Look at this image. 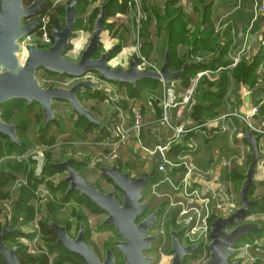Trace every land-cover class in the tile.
I'll return each mask as SVG.
<instances>
[{
  "label": "water",
  "instance_id": "obj_1",
  "mask_svg": "<svg viewBox=\"0 0 264 264\" xmlns=\"http://www.w3.org/2000/svg\"><path fill=\"white\" fill-rule=\"evenodd\" d=\"M79 2L80 0H71L65 6L66 14L62 29L56 26L51 28L53 43L49 46H38L36 43H23L22 39L38 28V14L46 0H33L27 5L24 4V0H0V107L17 99L24 100L30 105L36 102L41 106L43 126H46L49 122L59 119L54 109L55 101L64 100L73 113L85 117L90 123L100 128L109 129L107 121L97 116L79 98V93L85 89L103 92L107 90L93 80L83 79V76L89 72H95L107 82L131 85H136L138 81L144 79H153L170 88H175L188 66L197 62L187 57L181 69L172 70L169 66V34L165 41L163 61L157 70L141 68L139 65L143 39L139 41L140 49H135L128 55L125 65L110 63L120 49V41L100 51L99 57H96L102 45V33L105 31L106 2L99 8L93 31L79 59L76 61L70 58L66 53L75 36L76 9ZM40 69L78 80L70 87L54 84L45 86L37 75ZM17 126V124L6 122L0 110V134L19 144ZM243 136L250 144L252 152L247 170L242 173L245 179L239 190L240 205L229 213L224 199H221L220 212L210 225L209 243L206 246L208 258L202 264H241L238 260L232 261L238 241L250 231L262 228L260 221L246 220L249 217L250 208L261 202L260 198H250V191L255 183L257 163L261 157L258 147L259 135L253 134L245 127ZM162 155L158 150L150 154L148 159L151 161V169L134 179H131L130 172H120L115 164L110 167H100L99 170L121 189V202L112 191L102 192L98 186L89 183L77 171L76 164L81 161L80 157L68 154L63 161L49 163L54 169L66 171L63 180L68 183L67 194L79 192L81 196L88 197L90 202L106 213V217L99 226L113 227L122 238L121 241H115L114 245L123 254L125 264H154L155 258L145 255V252L152 249L158 242V235L153 233V230L162 207L158 206L146 215L150 205L148 201L143 200V192L148 181L156 176ZM1 223L0 255L7 264H21L17 256L20 246L9 247L4 242L6 236L20 230L19 225L10 229L5 219ZM48 225L57 236L54 246L63 247L80 256L87 264L116 263L114 251L109 247L106 248L104 261L100 260L95 250L85 240L86 226L83 221L76 237L69 235L65 225L53 220H49ZM168 233L169 253L172 257L170 264H183L184 260L202 245L201 242L183 245L180 240L181 229H176L173 225L169 226Z\"/></svg>",
  "mask_w": 264,
  "mask_h": 264
},
{
  "label": "built area",
  "instance_id": "obj_2",
  "mask_svg": "<svg viewBox=\"0 0 264 264\" xmlns=\"http://www.w3.org/2000/svg\"><path fill=\"white\" fill-rule=\"evenodd\" d=\"M130 3L139 42L146 12L142 0H131ZM251 11L252 24L259 18H264V0H252ZM38 21V28L25 35L22 42L49 46L53 43L49 28L50 19L44 15L38 18ZM217 29L221 32L224 29L223 25L218 26ZM247 39L248 37L245 38L244 43ZM247 52L244 44L230 55V62L227 65L197 71L183 89L178 90L177 85L175 88H170L161 83L158 96L149 92L146 94L144 106L138 100L130 99L124 88L101 79L95 72L83 76V79L93 80L107 90L106 101L111 105L113 114L109 134L102 142L95 141L90 144L95 151L98 146L103 148L90 158L91 162L113 165L120 158L121 149L131 141L136 142L135 151L141 160L150 161L148 156L156 153L157 150L163 154L162 161L157 166L158 179L150 187L152 195L162 207L153 230V233L159 237L160 246L166 243L167 238L170 239L168 226L170 222H174L173 226L181 229L180 240L188 242L181 241L182 244L201 242V246L206 248L209 243L211 222L222 207L221 199H224L229 213L236 208L235 184L232 179L223 176V171L227 170L230 173L234 165L242 166L244 156L231 155L225 149H221L212 154L210 163L205 167L198 165L195 158L205 147V140L214 139L223 133H227L229 139L233 141V136L242 137L244 128L247 127L250 132L264 136V123H259L256 119L259 116V107H252L246 113L232 109L201 121L194 119L193 111L198 103L200 87L217 83L222 72L234 69ZM210 58L209 55L198 54L193 60L202 62L211 60ZM139 65L152 70L160 67V64L142 53H140ZM56 77L58 80L50 82L51 79L47 78L44 83L70 87L78 80L67 75L56 74ZM156 105L160 110L159 116L156 115ZM152 113L155 115L153 120H151ZM235 120L239 125L235 124ZM183 141H186V144L180 148L178 145ZM76 154L81 157L88 155L85 152ZM34 160L38 161L34 178L37 182L36 189L46 196L41 199L37 196L36 202L32 205L35 215L31 221L22 226V230L33 236L31 240L25 241V246L30 252L47 254V247L42 245L43 233L39 226L44 214H40L38 209L45 208L54 196L53 190L49 187L50 182H53L54 188L59 181L58 179L49 181L42 174L44 156L41 153ZM257 166L264 181V159L259 160ZM21 183L26 184L25 178L18 176L14 187L20 186ZM16 198L15 194L6 201L0 198V221L5 219L7 225L12 221ZM50 264H55L52 259Z\"/></svg>",
  "mask_w": 264,
  "mask_h": 264
},
{
  "label": "crops",
  "instance_id": "obj_3",
  "mask_svg": "<svg viewBox=\"0 0 264 264\" xmlns=\"http://www.w3.org/2000/svg\"><path fill=\"white\" fill-rule=\"evenodd\" d=\"M57 1L59 0H56V2ZM61 1L62 0H60L59 2ZM102 1L104 2L107 0H102ZM171 1L172 0H142L146 12L150 15V23L148 25V32L152 34L150 43L152 44L151 45L152 47L155 46L156 48L160 49L159 53L162 55V60L160 59V55L157 52H154L153 50H151L149 57H151V59L153 60H158V62L160 61V64H162L164 51H165V41L168 35L166 27L168 25L167 23H169V20L172 17L181 18V22L184 24L186 32H188L187 35L188 38L191 37L192 34L197 33V36L193 43L195 45L197 43L196 47L198 46L197 48L198 54L209 55L211 57L210 58L211 60H215V61L220 60L224 65L225 64L227 65V63L230 62L229 61L230 55H232L234 51H236L238 48L243 47L245 44L248 52L246 53L244 59H242L241 62L246 64V66L249 69L251 68L252 63H256L255 81H253L252 79H250L247 82L241 81L242 77H237L235 73L236 70L234 71V69L238 66L237 65L234 69L224 70L220 75V78L217 81V83L202 85L198 92V102H199V98L204 92L208 91L213 94H217L220 92L221 85L225 84V88H226L225 95L222 98L221 101L222 103L220 107L216 109L217 115L222 113H227L232 109H237L242 113H246L250 110V108L258 106L259 116H257L256 119L259 123H264V18H259L257 21H255L254 24H252V20H253V14L251 11L252 0H176L177 2L173 6L175 8L174 14L172 16L167 15L165 18L164 10L166 8V5ZM98 3H100L99 0H95V2L94 1L90 2L87 13L92 12L93 9L96 8V5ZM188 5L192 6L189 11L186 8ZM126 17H128V15L125 14L121 15L117 13L116 22L124 23V25L121 27L123 28V33L130 34L134 27L131 24L132 22L130 23L129 20L127 22V20L124 19ZM129 18L131 20V15L129 16ZM128 23L130 24L128 25ZM220 25H223L224 28L223 30H221V32H219L217 29V27ZM246 37H248V39L247 42L244 43ZM118 39L123 40L124 37L122 35H119ZM118 39L114 41L118 42L119 41ZM188 48L189 47L186 45V42L182 41L177 43V49L180 55L182 54L187 55L189 52ZM118 63L119 62H116V65H118ZM224 65L221 64V66ZM238 78H240V80H238ZM258 81L263 82V85L261 84L260 86L257 85ZM116 84L124 88L126 92L125 86L120 85V83H115V85ZM85 90L81 91L79 95H81ZM159 90H160V86L159 89L152 90L149 93H154L156 96H158ZM100 92L103 93L104 96L103 99L102 100L93 99V100L96 103L97 101H101L100 103L106 108L107 118L102 117L101 119L107 121L109 129H107L108 133L106 135H101L100 133H98V130L97 131L93 130L94 136L91 140H93L94 142L96 138L102 141L103 138L109 134L110 126L113 118L112 107L106 101V94L103 91ZM145 96L143 98V94H142L141 97H129V98L135 101L138 100L140 104L143 105L145 104L144 102L146 100ZM94 101H92L91 105L87 104L88 108L91 109L93 112L95 111L94 109H96V104L94 103ZM205 104L207 103L205 102ZM67 107H69L70 109V106ZM155 108H156V115L159 116L160 115L159 107L156 105ZM73 114L76 115V113ZM154 117L155 115L152 113L151 120H153ZM195 120H197V118ZM198 121H201V119ZM235 124L239 125L237 120H235ZM101 129H106V128H101ZM233 139L234 140L231 141L228 137V134L223 133L215 137L214 139L212 138L205 140V147L200 151L201 153L195 158L196 163L202 167H205L208 165V163H210L212 154L215 151H220L221 149H225L226 152H228L231 155L242 154L244 156V161L242 166L234 165L230 173H228L227 170H224L223 176L232 179L234 172L235 174L242 175V173L247 170V167L250 163L249 155H251L252 149L250 144L244 138V136L237 137L234 135ZM185 144L186 141H183L178 146H180L181 148ZM258 147L261 155L260 160L264 159V136H259ZM102 149L103 148L101 146H98L96 151L94 149L93 153L86 152L88 153V155L83 156L81 159H83V161H86L87 165L88 163L94 164L93 162H91L90 159L92 158V154L94 157L96 155V152ZM135 149H136L135 141H131L126 147L121 149L120 158L116 163H114L115 165H117L119 170L123 168L125 169V171H128L131 174L137 175L147 172L151 169V161L141 160L138 157V154L135 151ZM70 154H72L74 157H77L76 152L75 153L70 152ZM54 162H58V161H54ZM94 165H95L94 168L98 169L96 171H100L99 169L102 166L110 167L108 164H103V163H96ZM87 168L85 169L87 170ZM81 175L84 176V174L82 173ZM102 176H106V175L102 173ZM102 176L101 175L98 176L97 180L94 179L90 180L86 176H84V178L89 183L94 184L99 188V184H102L101 183L102 179L100 178ZM255 181L264 182L260 177L258 166L255 175ZM155 206L156 205H154V208ZM105 217H106V213H105ZM92 238L94 239V237Z\"/></svg>",
  "mask_w": 264,
  "mask_h": 264
},
{
  "label": "trees",
  "instance_id": "obj_4",
  "mask_svg": "<svg viewBox=\"0 0 264 264\" xmlns=\"http://www.w3.org/2000/svg\"><path fill=\"white\" fill-rule=\"evenodd\" d=\"M33 0H24L25 4H30ZM71 0H68L66 4H68ZM107 3L106 6V10H105V14H104V24H105V30L113 27L114 24H110L109 26L106 24V21L118 14H126L129 10H130V5H131V0H108V1H104L103 3ZM176 0H172L170 3H168L166 5V8L164 10V16L166 18V16H172L174 14V4L176 3ZM66 4L63 3H59V2H55L52 0H46V3L42 6L39 14H38V18L47 15L50 19V24H49V28H52L54 26L58 27L59 29H62L64 26V19H65V6ZM90 5V1L89 0H80L77 9H76V16H77V21L75 24L74 29L76 30L79 27V22H81V20L79 19V16L82 12V15H86L87 16V11H88V6ZM101 6V5H100ZM132 7V5H131ZM144 7V5H143ZM179 10V9H178ZM97 11V12H96ZM99 8L95 9L94 13L96 12V15L98 14ZM144 11L146 12L145 8ZM159 16V15H158ZM96 17V16H95ZM150 23V15L146 12V19L143 22V26H142V30H143V38H144V44L142 47V54L144 56H146L147 58L151 59V57H149V54L152 50V44L150 43V40L152 38V34L148 32V25ZM167 27L166 30L170 36V41H169V46H170V61H169V66L172 70L176 71L182 68V66L184 65V63L186 62L187 57H191L192 60L193 58H195L196 55H198V46L196 47V45L193 43L197 33H194L191 35V37L188 38V32H186V29L184 27V24L181 22V18L180 17H172L169 20V23H167ZM117 33V30H116ZM190 33V32H189ZM117 36L118 39V35H122L124 36L125 34L123 32H120L119 34H115ZM186 42V45L189 47V52L187 55L182 54L180 55L178 50H177V43L178 42ZM100 50H102V47H100ZM118 52H116L117 54ZM115 54V55H116ZM114 55V56H115ZM244 59V57H243ZM153 60V59H152ZM155 62H157L158 64H160V61L158 62L157 60H154ZM195 61V60H194ZM224 65L220 60L215 61V60H206V61H202V62H196L195 64H190L188 66V68L184 71V73L182 74L179 83L177 84V89H183L184 87H186L189 83L190 78L199 70L202 69H207V68H212V69H216L217 67ZM256 63H252L251 68L249 69L246 64H244L243 62H240V64H238V66L234 69L236 76L237 77H242L241 81L247 82L250 79H252L253 81H255L256 76ZM226 65V64H225ZM249 69V70H248ZM48 73V72H47ZM236 77V79H237ZM238 80H240V78H238ZM263 85V82L258 81L257 85L260 86ZM122 86L126 87V92H127V96L128 97H141L142 94L148 93L152 90H157L159 89V86L161 85V83L159 81L153 80V79H144L141 81H138L136 85H131V84H120ZM254 86V85H252ZM254 88V87H252ZM225 84L221 85L220 88V92L217 94H213L211 92H204L201 97L199 98V102L197 103V106L195 107L194 111H193V117L197 120H204L207 118H211L217 115L216 109L218 107H220L221 105V101L222 98L225 95ZM91 91V89H90ZM93 96H95L94 99H98V100H102L103 99V93L100 91H96L93 90V93L91 94ZM144 98V97H143ZM205 102L207 104H205ZM39 106V105H38ZM34 103L33 104H28L26 101L21 100V99H17V100H11L10 102H7L3 105H1L0 110L2 112V117L3 119L8 122V123H17V134L20 138V142H21V138H23V136H21V134H25L29 131V122L25 121L24 119H20L19 115L17 114H23L27 116H34L35 119H40V112L41 110H36L33 109ZM40 108V106H39ZM62 119H58L57 121H51L49 122L46 126H43V128H41V130L43 131L39 136H37L38 139L41 138H45L47 139L48 142H51L53 139L49 136L51 134V130L53 127H57L62 129V123H61ZM75 126L76 130L75 132H82L83 137H88L89 133H92L93 130L95 128L98 129V126L90 123L85 117H77V120L75 121ZM94 128V129H93ZM98 133H100L101 135H106L108 133L107 129H99ZM47 137V138H46ZM38 144H41L40 141H37ZM28 145H25L24 143H14L12 142V140L3 135L0 134V161L3 157H7V155H9L10 153H12L13 151H15L16 149H21L22 152H24L26 150ZM7 160V159H6ZM251 161V155H249V162ZM248 162V163H249ZM4 163V162H3ZM85 164H87L86 161H82L78 164H76V169L79 172V170L81 169L82 166H84ZM12 163H5L2 164V166L4 168L8 167V168H12ZM21 169L20 166L17 167L16 170ZM46 171L48 172H57L60 170L54 169L52 167L49 166V164L46 165ZM9 176H12V171H8L7 173H5L4 171L0 170V178H1V184L0 186H3L2 184H5L7 182V180L9 179ZM158 179V175L156 174V176L153 179L149 180V183H152L153 181H156ZM233 181L235 182L237 189L240 187V183L244 181V176L241 174H235L233 175ZM243 180V181H242ZM242 184V183H241ZM67 185L68 183L66 182H62L59 183L58 188L57 187H50L53 192L54 191H58V189H61L62 191V198L63 201L65 202L67 199H70L71 197H73L75 195V192L69 193L66 195L64 194L66 192L67 189ZM37 186V182L35 180L32 179L31 175L29 177V185L25 188H23L20 192V195L17 196L16 201H15V212L14 215L12 217V225L10 227L11 228H16L17 225H19V223L21 225H24L25 223L31 221L35 215V210L34 208L30 205V200L33 198V190L34 188ZM3 187H0V189ZM64 190V191H63ZM250 198L251 199H257L260 198L261 202L256 204L255 206L250 208L249 211V216L251 214L257 213V214H264V189H263V182L262 181H255V183L253 184L251 191H250ZM76 202L81 205V206H85L86 208L89 207H94L95 209H97L98 211L100 210L102 212L101 209H99L95 204H93L92 202H90L86 197L84 196H77ZM238 203H239V199H238ZM55 206L53 204L49 205V210L53 209ZM58 207H55V209ZM44 214V217L42 218L41 222L39 223V226L41 228V231L43 233V241L46 242L47 247L49 252L48 254H41L39 256H34V255H30L27 253V248L22 246V245H15V246H20V250L17 253L18 259L20 260L21 264H48L49 263V259H51V256H55L53 255V251L57 252L58 254L56 255L58 260L54 261L55 264H65V263H72V264H77L75 263V261L72 259L73 256H78L74 253L69 252L68 250H66L63 247H57L54 246V242L57 239L56 234L50 229V226L48 225V222L45 221V218H47V215L50 217H53L54 219H56L55 215H51L49 214V212H47L46 210L42 211ZM74 214H73V218L74 220V225H77V229L79 228V222L78 219L80 218V224L81 222H85L84 218L82 217L83 214H81L80 212H76V210H73ZM150 213V210L148 209L147 214ZM79 217V218H78ZM78 218V219H77ZM77 219V220H76ZM55 222L57 223H62L59 220H56ZM172 223V224H171ZM174 222H170L169 226L173 225ZM62 225V224H61ZM73 223L69 222L66 223L65 226L67 227L68 232H70L72 230V226ZM9 226V225H8ZM168 226V228H169ZM2 230V223L0 221V232ZM263 228L260 229H256V230H252L250 231L248 234L244 235V239L248 238V236L251 237H257L259 239H261V237H263ZM20 232H18V230L15 231L14 234L8 235L4 238V242L6 243L7 239L9 237H17L19 235ZM29 237H31V239L33 238V236L31 234H27ZM182 241V240H181ZM7 244V243H6ZM8 245V244H7ZM9 246V245H8ZM252 247H250V249L252 251H254L255 249L258 250H264V243H262V245H251ZM11 247V246H9ZM13 247V246H12ZM200 246L196 251H194V253L190 256L187 257L186 259H193L196 258V256L200 253L201 250ZM238 247V246H237ZM0 264H7L2 256L0 255Z\"/></svg>",
  "mask_w": 264,
  "mask_h": 264
},
{
  "label": "rangeland",
  "instance_id": "obj_5",
  "mask_svg": "<svg viewBox=\"0 0 264 264\" xmlns=\"http://www.w3.org/2000/svg\"><path fill=\"white\" fill-rule=\"evenodd\" d=\"M55 1L56 0H52ZM68 0H62L59 3H63L66 4ZM90 2H95V0H89ZM100 3H98L96 5V8H100V5L103 4L102 0H99ZM25 4V3H24ZM27 5V4H25ZM67 5V4H66ZM192 6L188 5L186 8L189 11L190 8ZM93 9L92 12H89L87 14V16L82 15V12L79 16V19L81 20V22H79V27L75 30V36L74 39L72 40L71 46L67 51V55L74 59V60H78L81 54V51L84 49V47L86 46L88 39L93 31V26L96 20V12L94 13L95 9ZM122 15V14H121ZM128 15V17L124 18L127 20H129V22L133 25V29L131 31V33H126L123 37L124 39H118L121 43L120 49L118 50V53L112 58V60L116 59L119 55L121 56V53L125 50L126 52L123 53V55L120 57L119 60H117L116 62H119L118 64L121 65H125L127 63V59H128V55L135 49H140L139 47V42L137 40V29H136V23L134 20V16H133V12H132V7L130 5V10L125 14ZM131 15V20L129 18V16ZM114 24L113 27L105 30L102 33V50L99 49V52L97 53L96 57H99L100 51H103L109 47H111L112 45H114L116 42L114 40L117 39V36L115 34H119L120 32H123V28H121L124 23H120V22H116V15L110 17L107 21L106 24L109 26L110 24ZM128 23V25L130 24ZM127 24V23H126ZM117 30V33H116ZM143 30L141 29L140 31V40L143 39ZM119 36V35H118ZM116 38V39H115ZM144 43V42H143ZM162 47V46H160ZM152 50L154 52H157L160 55V59L162 60V55L159 53V48H156L155 46L152 48ZM178 50V49H177ZM140 53H142V49H140ZM127 55V57H126ZM111 60V61H112ZM158 61V60H157ZM161 66V64H160ZM141 67V66H140ZM143 68V67H141ZM38 77L41 80L42 84L47 86L51 83H44L46 81V79H51L50 82H53L55 80H58V78L56 77V74L53 73H47L44 72V70L40 69L38 71ZM93 93V90L90 91V89L85 90L81 95H79L80 100L84 103L85 106L91 105L92 101H94L93 99L95 98V96L91 95ZM145 92L143 93V97L145 96ZM101 101H97V103L94 101V103L96 104V109H94L95 114L97 116H99L100 118H107L106 117V108L100 103ZM28 103V102H27ZM29 104V103H28ZM38 103H34V108L36 110H41V106L39 108ZM69 104L64 101V100H56L55 101V105H54V109L56 114L58 115L59 119L61 120L62 123V129L57 128V127H53L51 130V134L49 135L53 140L51 142H48L47 139L45 138H41L38 139L37 136H39L43 131L41 130V128H43V118H42V110L40 112V119H35L34 116H27L23 115V114H17L19 115L20 119H24L25 121L29 122V131L25 134H21V136H23V138H21V142L24 143L25 145H28L26 150L24 152H22L21 149H16L15 151H13L12 153H10L9 157H6L4 160L0 161V170L4 171L5 173H7L8 171H12V176H9V179L7 180V182L5 184H2L3 187L0 189V198L3 200H8L9 198L12 197V195H20V192L23 188L27 187L29 185V177L31 175L32 179L34 180L35 175H36V171L38 168V161L34 160V158L38 155V154H42L44 156V166L42 168V174L44 175V177L46 179H48L49 181H52L51 179H58L59 183L64 182V177L66 176V171H57L55 173L53 172H48L46 171V165L49 164L50 162H54V161H63L66 159V156L68 154H70V152L72 153H78V152H94V149L91 147V143L94 142L93 140H91L94 136V132L89 133L88 137H83L82 132H75L76 127L75 126V121L77 120L78 115L73 114V112H71V110L69 109ZM88 107V106H87ZM70 110V111H69ZM75 115V116H74ZM13 124H17V123H13ZM94 129V128H93ZM101 129L100 126H98V129L95 128L94 131H97ZM77 131V130H76ZM19 137V136H18ZM47 138V137H46ZM20 139V138H19ZM37 141H40L41 144H38ZM96 142H102L101 140L97 139L95 140ZM20 142V143H21ZM27 157V158H25ZM82 158L81 156H78ZM92 158H93V154H92ZM7 159V160H6ZM6 161V163H12V168H4L2 166V164H4ZM83 159H81L80 162H82ZM4 162V163H3ZM20 166L21 169L16 170L17 167ZM50 166V165H49ZM88 166V168H87ZM95 165L92 163H88L85 164L84 166L81 167V169L79 170V172H81L82 174H84V176L88 177L90 180H97L98 176H100L99 173H97L96 168H94ZM87 168V170L85 169ZM93 168V169H90ZM122 172H125V169H120ZM23 177L25 178L26 184L21 183L20 186H16L14 187V183H16V178L17 177ZM258 176V175H257ZM260 177L263 180L262 174L260 173ZM101 178V177H100ZM258 178V177H257ZM102 179V178H101ZM157 181V180H156ZM153 181L152 183H149L148 188H146L143 192V200L144 201H149V205H151L154 203L155 208L158 206V202L155 200V197L152 195L150 187L151 185L156 182ZM243 181V180H242ZM103 184H105L104 180L102 179ZM242 183V182H241ZM240 183V186H241ZM0 184H1V178H0ZM235 184V183H234ZM53 182H50L49 187H53ZM59 185V184H58ZM57 185V188H58ZM68 187V185H67ZM235 198H236V202H237V206L240 205V200L238 203V199H239V190L240 187L237 189V186L235 184ZM263 189H264V182H263ZM64 191V190H63ZM33 198L30 200V205L32 206L37 198L39 197V199H41L42 197L46 196L45 193H43L42 191H38L36 189V187L33 190ZM67 193V189L66 192L64 193L66 195ZM38 196V197H37ZM77 196H81L79 192L75 193V195L73 197H71L70 199H67L65 202L63 201L62 198V191L61 189H58V191H54V196L52 198V200H50L49 204L43 208V209H38L40 214H43L42 211L46 210L47 212H49V214L51 215H55L56 219H54L53 217H50L47 215V218H45V221L48 222L49 220H59L62 223V225H65L66 223H73V227L72 230L75 231L77 230V225H74V218H73V210L75 209L76 212H80L81 214H83V218L85 220V222L87 221L88 223H85V226L87 227V231H88V237H89V243L93 244L95 247H97V243L96 240H92L94 237L95 238V234H96V226L94 224L95 221H97L96 219H94L93 216H95V214L98 215V221L101 223L102 218L105 217V213L102 211H98L97 209H95L94 207H89L86 208L85 206H81L76 202ZM88 199V197H86ZM53 204L55 207H58L55 209V207L51 210H49V205ZM153 208L150 212H152L155 208ZM43 217V215H42ZM100 218V219H99ZM78 219V218H77ZM76 219V220H77ZM246 220H254V221H260L262 228L264 229V214H251ZM79 222V219H78ZM91 222V224H90ZM13 221H10L9 226L7 225L8 228L11 227ZM87 224V225H86ZM22 226L19 223V229L18 232L19 235L17 237H9L6 241V243L9 246H15V245H22L24 247L25 246V241L26 240H31V237H29L24 230H22ZM99 226V223H98ZM99 228H106L104 226H99ZM15 233V232H14ZM13 233V234H14ZM264 233V230H263ZM76 236V234H75ZM116 241V239L113 241V243ZM27 242V241H26ZM184 243H188L183 241ZM44 246L47 247L46 242L43 241ZM262 243H264V234L263 237H261V239L257 238V237H251L248 236V238H241L238 243L237 246L234 250V257L232 259V261L238 260L241 262V264H264V250H258L255 249L254 251H252L250 249V247H252L251 245H262ZM184 245V244H183ZM154 248L150 249L149 251H147V254L150 256H155V254L159 253L162 254L164 253V255H169L167 258H159L158 256V262H160V264H170L171 262V255L169 253V238H167L166 243L162 244V246H159V243H156L153 245ZM27 248V247H26ZM111 248V247H109ZM28 249V248H27ZM156 249V250H153ZM157 251V253H156ZM31 255L34 256H39L42 253L38 252V253H33L31 252ZM47 253H50L47 247ZM167 253V254H166ZM55 256H52V260L56 261L58 260L57 258V252L52 253ZM97 254V253H96ZM161 256V255H160ZM208 258V252H207V248L201 247L200 253L196 256V258L191 259L192 261L198 263L199 261L200 264L203 263V261H205ZM156 261V264H159ZM190 264V262H189Z\"/></svg>",
  "mask_w": 264,
  "mask_h": 264
},
{
  "label": "flooded vegetation",
  "instance_id": "obj_6",
  "mask_svg": "<svg viewBox=\"0 0 264 264\" xmlns=\"http://www.w3.org/2000/svg\"><path fill=\"white\" fill-rule=\"evenodd\" d=\"M110 63H111V65H116V59H115V61L113 59L112 61H110ZM120 172H122V171H120ZM97 173H99L102 176L101 171H97ZM138 175H140V174H137V175L131 174L130 176H131V179H134ZM101 178L104 180L105 184H103V183L99 184L100 190H102L104 192L112 191L114 193L115 197L118 200H120V202H121L122 201V191H121V189L117 188L115 186L114 182L111 181L108 177L102 176ZM148 186H149V181H148V184H147L146 188H148ZM152 202H151V205L149 206V210L150 211L152 210L153 205H154V203L152 204ZM93 217L97 221H95V226H96L95 238L92 239V240H96L97 247H95L93 244L89 243V237H88L89 235H88L87 229H86V235H85L86 242L95 250V252L97 253V255H98V257L100 258L101 261H104L106 248L107 247H111V249L114 251L115 258H116V263L115 264H125L123 254L117 249V247L113 243V241L115 239H116V241H121L122 238L117 234V232H115V229L113 227L104 226L106 228H99V226H98L99 221L97 219L98 215L95 214V216H93ZM80 220L81 219L79 218V228H80V225H81L80 224ZM85 223H88V222L86 221ZM90 224H91V222H90ZM79 228L77 230H75V231L71 230L69 232V235L71 237H76L75 234L77 235ZM157 243H159V246H160L159 237H158V242ZM169 247H170V239H169ZM152 248H154V246ZM46 250H47V248H46ZM153 250H156V249H153ZM27 253L30 254V255L32 254L28 249H27ZM156 253H157V251H156ZM164 253H162V254L157 253V254H155V256H153L155 258L154 264H156V261L158 262L159 258H161V260H162V258H167L169 256L167 253H166L167 255H164ZM47 254L49 255V253H47ZM145 255H148L147 252H145ZM51 259H52V256H51ZM51 259H49V263L48 264H50ZM72 259L77 264H87V262L83 258H81L80 256H73ZM161 260H160V262H161ZM160 262H158V263L160 264ZM189 262H190V264H197L196 262L192 261L191 259H185L183 264H189Z\"/></svg>",
  "mask_w": 264,
  "mask_h": 264
},
{
  "label": "bare ground",
  "instance_id": "obj_7",
  "mask_svg": "<svg viewBox=\"0 0 264 264\" xmlns=\"http://www.w3.org/2000/svg\"><path fill=\"white\" fill-rule=\"evenodd\" d=\"M125 52H126V51L124 50V51L121 53V56H122L123 53H125ZM121 56L119 55L116 59L119 60Z\"/></svg>",
  "mask_w": 264,
  "mask_h": 264
}]
</instances>
